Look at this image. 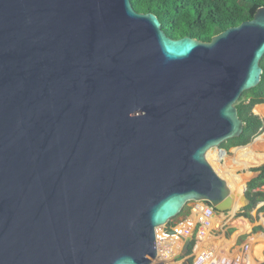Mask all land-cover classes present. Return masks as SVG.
<instances>
[{
	"label": "water",
	"instance_id": "water-1",
	"mask_svg": "<svg viewBox=\"0 0 264 264\" xmlns=\"http://www.w3.org/2000/svg\"><path fill=\"white\" fill-rule=\"evenodd\" d=\"M263 55L264 6L206 41L131 0H0V264L178 256L188 202L233 209L207 152L242 133Z\"/></svg>",
	"mask_w": 264,
	"mask_h": 264
},
{
	"label": "trees",
	"instance_id": "trees-1",
	"mask_svg": "<svg viewBox=\"0 0 264 264\" xmlns=\"http://www.w3.org/2000/svg\"><path fill=\"white\" fill-rule=\"evenodd\" d=\"M131 3L136 11L156 14L168 36L180 38L187 35L206 41L230 26L251 19L257 8L264 6V0H131ZM260 64L263 71L259 84L244 91L236 103L244 122L243 131L240 136L223 142L221 147L228 149L246 144L264 127V120L257 115L264 116V104H259L264 103V55ZM256 104L259 105L254 108L257 113L254 114L252 109ZM255 170H259V174L248 183L246 192L250 201L246 206L248 210L258 201H264V191L253 190L264 185V164ZM260 211L264 212V204ZM258 228L260 226H255V229Z\"/></svg>",
	"mask_w": 264,
	"mask_h": 264
},
{
	"label": "built area",
	"instance_id": "built-area-1",
	"mask_svg": "<svg viewBox=\"0 0 264 264\" xmlns=\"http://www.w3.org/2000/svg\"><path fill=\"white\" fill-rule=\"evenodd\" d=\"M263 203V200L258 201L255 209L259 210ZM259 216L262 215L259 213ZM235 222L237 224H234ZM245 223L250 225L249 229L243 232L247 234L246 240L237 245L236 239H227L226 232L230 231L231 227L240 229V225ZM168 229L179 231L184 243L193 235L192 264H261L260 257L264 253V240L261 235H264V232L252 234L251 222L241 213V208L219 212L206 201H190L188 214L177 221H169ZM223 239H227L229 243ZM255 247L261 253L259 260L254 254ZM164 253L165 251H162L163 256ZM173 258L174 256L167 261L161 260L152 264H171L174 262Z\"/></svg>",
	"mask_w": 264,
	"mask_h": 264
},
{
	"label": "rangeland",
	"instance_id": "rangeland-1",
	"mask_svg": "<svg viewBox=\"0 0 264 264\" xmlns=\"http://www.w3.org/2000/svg\"><path fill=\"white\" fill-rule=\"evenodd\" d=\"M259 104H264V103H259ZM259 104H256V105H254V107H253V109L256 107V106H258ZM256 113V112H255ZM257 114V113H256ZM257 115H259L263 120H264V116H262V115H260V114H257ZM259 135L251 142V143H249V144H247V145H243V146H248V145H252L253 144V142H255L257 139H264V127L260 130V132L258 133ZM263 145H264V143H263ZM263 145H262V147H261V149H259V153H261V152H264V148H263ZM243 146H240V147H243ZM235 146H231V147H229L228 149L227 148H225V149H227V154H226V157H227V159H223L222 161H221V163H223L224 165H220V163H218V161H217V163L215 164L214 163V154H213V152L212 151H208L207 152V158H208V160L210 161V163H212V165L214 166V168L216 169V171L218 172V174L219 175H221V176H223L225 179L226 178H229V179H231V175H230V173L228 172V171H226L227 169H232V168H236L235 169V171L233 172L234 173V175H236L237 176V180L238 181H243L242 183V185H246L247 187H248V183L253 179V178H255L256 177V174L258 173V171L257 170H255L257 167H259L258 165H260V164H262V163H264V161L263 162H261L260 164H256V165H245L244 167L243 166H241V165H237V166H235V165H233V160H234V158H235V156H236V152H235V150L236 149H238L239 147H235ZM222 148H224V147H222ZM251 168V169H250ZM225 169V170H224ZM224 170V171H223ZM229 173V174H228ZM226 175V176H225ZM241 175H244L245 177H246V179L245 180H243L242 179V177H241ZM232 180V179H231ZM236 180V182H238ZM233 189V188H232ZM254 189H256V190H263L264 191V185L263 186H260V187H256V188H254ZM253 189V190H254ZM235 191V190H234ZM239 191V190H238ZM246 191L247 190H244V191H242V196H243V199L245 198L244 196H246ZM257 204V203H256ZM255 204V205H256ZM264 204V203H263ZM262 204V205H263ZM248 204H247V202L246 201H243V203H238L234 208L236 209V207H238V209L239 208H241V213L251 222V226H252V234H260L261 233V231H263L264 232V212L263 211H260V208H259V210H257V209H255V205L252 207V208H250L249 210L248 209H246V206H247ZM190 207V202H188L185 206H184V208L182 209V212L179 214V215H177L176 217H174V218H172L171 220H170V222L171 221H175L176 219L177 220H179L180 218H181V216H184L186 213H187V211H188V208ZM253 209H255L254 210V213H252V210ZM246 213H248V215L246 214ZM259 213L262 215V216H259ZM176 220V221H177ZM234 224H237V222H235ZM255 226H260V228H258V229H255ZM231 230L230 231H227L226 232V236H227V239H236V244L237 245H239V244H241L244 240H246V238H247V234L245 235V233H243L244 231H241L240 229H237L236 227H231L230 228ZM241 232L243 233V234H241ZM227 239H223L224 241H226ZM227 243H229L228 242V240L226 241ZM208 243V242H207ZM257 255H259L258 253H257ZM155 257V256H154ZM154 257L152 258V260L154 259ZM264 258V253L262 254V256H261V259H260V263H262V259ZM153 262H155V261H150V262H148L147 264H152Z\"/></svg>",
	"mask_w": 264,
	"mask_h": 264
},
{
	"label": "bare ground",
	"instance_id": "bare-ground-1",
	"mask_svg": "<svg viewBox=\"0 0 264 264\" xmlns=\"http://www.w3.org/2000/svg\"><path fill=\"white\" fill-rule=\"evenodd\" d=\"M263 143H264V139H257L255 142H253L252 145L243 146V147H239L238 149H236L235 150L236 156H235V158L233 160V165H235V166L241 165V166L244 167L245 165H250V166L251 165H256V164L258 165L261 162H263L264 161V152H261V153L258 152L259 149H261ZM263 148H264V145H263ZM212 152L214 154V163L215 164L217 163V161H219L222 158L223 159H227L226 155H220L218 150H216V149L212 150ZM226 171H228L230 173L231 179H232L231 180L229 178H226V181H227V184L229 185V187L231 188L232 192L234 193V203H233L232 211H235L239 206L236 209L234 207L238 203H243V201H244L243 196H242V191L244 190V185L245 184L242 185L243 181H238L236 179L237 176L234 175V173H233L235 171L234 168L227 169ZM241 177H242L243 180L246 179V177L244 175H241ZM236 180L238 182H236ZM249 227H250V225L245 223L244 225H240V230L241 231H247L249 229ZM261 239L264 240V235H261ZM162 251H165L164 256L162 254ZM255 251H256L255 255H257V253L260 254L259 249L257 247H255ZM171 257H172V255H170L165 249H161L159 251V255H155L154 259L151 260V261H155V262H158V261H161V260L167 261Z\"/></svg>",
	"mask_w": 264,
	"mask_h": 264
},
{
	"label": "crops",
	"instance_id": "crops-1",
	"mask_svg": "<svg viewBox=\"0 0 264 264\" xmlns=\"http://www.w3.org/2000/svg\"><path fill=\"white\" fill-rule=\"evenodd\" d=\"M188 212H189V208H188V211H187V213L185 215H187ZM182 217L183 216H181V218ZM189 237H190V242H189L187 251L186 252L183 251L184 250V246H183L182 252L178 256H174V258H173L174 262H172L171 264H192V257L193 256H192V252H189V250H191V239L193 238V235H190ZM185 242H186V240H185ZM184 245H185V243H184ZM255 253H256V251L254 250V254ZM260 256H261V253H260ZM260 256L259 255H256L255 257H257L258 260H259V257ZM260 259H261V257H260ZM263 262H264V258L262 259V263Z\"/></svg>",
	"mask_w": 264,
	"mask_h": 264
},
{
	"label": "flooded vegetation",
	"instance_id": "flooded-vegetation-1",
	"mask_svg": "<svg viewBox=\"0 0 264 264\" xmlns=\"http://www.w3.org/2000/svg\"><path fill=\"white\" fill-rule=\"evenodd\" d=\"M257 171H258V174H259V170H257ZM246 192H247V191H246ZM249 203H250V202H249ZM249 203H248V204H249Z\"/></svg>",
	"mask_w": 264,
	"mask_h": 264
}]
</instances>
